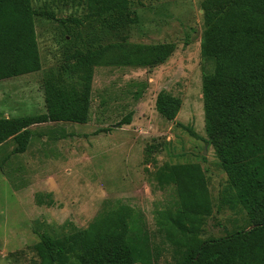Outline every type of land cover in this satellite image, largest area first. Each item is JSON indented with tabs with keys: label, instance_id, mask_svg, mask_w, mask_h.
I'll use <instances>...</instances> for the list:
<instances>
[{
	"label": "rangeland",
	"instance_id": "1",
	"mask_svg": "<svg viewBox=\"0 0 264 264\" xmlns=\"http://www.w3.org/2000/svg\"><path fill=\"white\" fill-rule=\"evenodd\" d=\"M203 0H130L129 17L114 25L108 15L87 16L84 0H31L40 70L0 80V116L45 112L44 81L60 74L78 87L80 79L63 74L61 65L75 49L110 44L93 67L88 121L43 123L25 152L11 154L0 169V264H37L34 233L54 236L84 229L119 205L140 217L151 245L154 264L178 259L158 232V211L174 209L173 184H160L156 170L165 164L199 163L205 173L212 210L198 221L201 239L221 237L248 228L251 220L240 206L223 203L226 174L204 127L203 70L213 66L201 57L205 30ZM78 22H60L63 18ZM171 43L173 51L156 65L125 63L140 55L138 47ZM180 99L174 122L155 109L158 92ZM132 111L131 122L120 125ZM176 123L191 127L190 136ZM11 140L0 148L9 153ZM73 261H76L74 258Z\"/></svg>",
	"mask_w": 264,
	"mask_h": 264
},
{
	"label": "trees",
	"instance_id": "2",
	"mask_svg": "<svg viewBox=\"0 0 264 264\" xmlns=\"http://www.w3.org/2000/svg\"><path fill=\"white\" fill-rule=\"evenodd\" d=\"M87 16L108 15L114 25L129 17L130 0H84ZM201 57L211 63L203 70L202 93L206 142L212 145L226 174L223 203L240 206L251 220L249 227L221 237L201 239L198 221L210 214L212 202L206 176L199 163L165 164L156 170L160 184H173L174 209L157 212L155 224L178 259L175 264H264V0H203ZM53 19L51 11H36L31 0H0V80L40 70L34 16ZM60 22L78 21L63 18ZM78 24V23H77ZM110 44L96 49L75 48L64 59L63 74L80 79L78 87L60 74L44 81L45 112L25 116H0V148L13 146L0 159V169L11 154L26 151L34 131L43 123L88 121L93 67ZM140 55L125 63L156 65L173 51L171 43L138 47ZM180 99L158 92L156 111L174 122ZM132 111L119 122L129 124ZM190 136L194 130L176 123ZM37 264H154L142 219L126 205L96 217L88 227L54 236L35 230ZM76 261H73L72 259Z\"/></svg>",
	"mask_w": 264,
	"mask_h": 264
},
{
	"label": "water",
	"instance_id": "3",
	"mask_svg": "<svg viewBox=\"0 0 264 264\" xmlns=\"http://www.w3.org/2000/svg\"><path fill=\"white\" fill-rule=\"evenodd\" d=\"M249 228H251V227H249ZM249 228H248V229H249Z\"/></svg>",
	"mask_w": 264,
	"mask_h": 264
}]
</instances>
